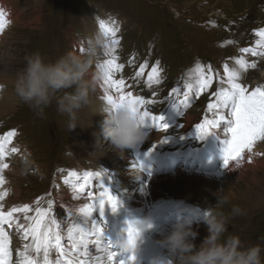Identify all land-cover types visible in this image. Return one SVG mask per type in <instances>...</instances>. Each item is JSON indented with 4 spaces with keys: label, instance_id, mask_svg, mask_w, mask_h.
<instances>
[{
    "label": "rangeland",
    "instance_id": "obj_1",
    "mask_svg": "<svg viewBox=\"0 0 264 264\" xmlns=\"http://www.w3.org/2000/svg\"><path fill=\"white\" fill-rule=\"evenodd\" d=\"M9 1L14 4L12 7L16 10L14 16L17 17L18 23L14 24L12 21L8 26L7 35L12 36V39L6 44L8 50L5 57L10 55L8 62L12 64L15 75L24 67L25 57L34 52L38 51L46 59L55 60L68 51H75L76 43L80 45L76 52H81L80 49H84L87 40L85 27L88 25L81 19L88 18L91 24L99 25L96 22L100 16L96 11L99 12L100 8L124 19L122 27H117L116 39L119 43L115 46L114 52L116 63L122 64L123 68L114 72L113 78L128 79L121 87L122 91L129 90L136 96L153 101L154 103L148 104L147 108L153 111L154 115L162 114L165 118L170 113L171 109L168 107H171L172 102L175 104L177 100L183 98L186 85L194 88L191 90L193 93L197 92V65H200L205 73L211 67L212 82L198 95L199 100L195 103V109L191 111L183 109L181 114L174 117L177 126L172 127L168 123L170 127L167 132L161 128L154 131L152 137L157 141L162 153L181 148L185 150L190 144H203L205 135L198 136L195 125L201 123L206 116L209 119L213 118V112L207 109V105L215 99L212 96L213 92L227 86L223 83L226 80L225 65L229 69H238L236 60L240 57L251 64L249 59L255 56L251 52L250 55L248 52L245 53V56L244 52L240 51L245 47V43L249 48L264 51L256 44L260 39L257 31L264 29V0ZM81 40L83 41L79 43ZM110 40L111 38L109 42ZM110 58L111 56H106L104 52L97 57L103 74V61ZM263 59L264 56L261 58L257 56L258 66L261 68L262 66L264 68V65L260 64L264 62ZM141 64L146 66L137 76L136 72L140 71ZM153 66L159 70L160 82L148 84V73ZM259 74L256 68L254 70L248 68L241 71L238 82L249 89L264 86V78ZM173 88H178L179 92L170 95ZM189 95L192 107V101L195 102V99L191 93ZM11 100L14 101L13 98ZM18 100L19 104H14V107L0 119L2 135L12 130L15 132L10 139L15 140L14 145L10 146V142L6 144L3 162L7 167L15 165L21 170L22 175L18 177L21 190L19 196H22L23 203L29 201L33 204V210L29 211L28 215L34 216L37 207L48 208L49 200L53 201L52 215L55 216L59 209L64 213L67 206L61 205L53 197L59 188L57 182L61 183L64 179L74 181L77 176L70 174V168L78 162L88 167L94 165L86 156L74 155L73 131L68 130V117L57 110L55 100L44 110L43 115H39ZM81 111L82 109L76 114L77 123ZM159 111L164 112L160 114ZM186 113L193 117L189 122L183 119L187 116ZM185 123L191 124L190 127ZM150 139L151 136H148L147 140ZM148 141L146 146L149 144ZM21 143L27 144L30 153L24 155L20 148L12 151L15 147L21 146ZM256 144L264 147V141H256L252 151V158L259 159L255 162L258 167L255 172L245 171L248 177L233 179L234 195L228 197L223 210L228 212L233 206L242 208L244 214L230 220L229 232L240 235L245 243L256 242L264 246V155L256 153ZM133 151L131 150V153ZM211 158L218 159L216 165L221 164L224 161L223 151L220 149L218 154ZM217 170L225 172L226 169ZM4 171L2 169L0 174L5 178L10 170ZM248 187L253 189L249 190ZM2 191L6 194L0 203L6 204L9 192L6 189ZM183 199L195 204L198 202L204 208L208 203L215 204L217 197L213 194L206 196L183 194L178 200L184 202ZM141 211L140 206L134 215H140ZM16 214L18 217L21 216L20 213ZM20 219L27 223L24 216ZM11 237L14 238L15 235ZM119 257L118 262L121 260V256ZM108 263L109 261L106 264Z\"/></svg>",
    "mask_w": 264,
    "mask_h": 264
},
{
    "label": "bare ground",
    "instance_id": "obj_2",
    "mask_svg": "<svg viewBox=\"0 0 264 264\" xmlns=\"http://www.w3.org/2000/svg\"><path fill=\"white\" fill-rule=\"evenodd\" d=\"M13 5L14 4H12L9 0H0V11H3L5 17V26L3 30H0V84L5 85L4 89L0 91V119L14 107V104H19V98L14 91V81L16 75L13 73V66H11L12 64L8 62L10 55L5 57V54L8 50L6 48V44L12 39V36L7 35V32L9 30L8 26L12 24V21L14 22V24L18 23L17 17L14 16L16 10L12 7ZM104 11L105 10H102L101 8L99 9V12L96 11L100 16V19H104L106 21L114 20L116 22V27L118 28L123 24L124 19L118 18L119 16H114L112 12ZM81 20L85 23H88V25H86L85 27V38L91 37L98 31H100L99 25L91 24L90 19L89 22L88 18ZM98 21L96 23H98ZM82 41L83 40L79 41V43ZM79 46L80 45L76 43L74 52H76V49H79ZM257 56L259 58L262 57L259 55ZM257 56H255L251 60L249 59V61L251 63H256L255 68L260 73L259 75L261 76V78H264V68L263 66L262 68L261 66H258ZM260 64L264 65V62ZM255 68H253V70ZM103 80L104 74L102 73L101 77L94 82V86L91 92L90 104L84 107L81 111V116L78 120L79 125L72 129L73 135L75 137L73 148V150H75L74 155L77 157L82 155L86 156L87 159L89 158V162H92V165L94 166L88 167L79 162L77 165H73L70 168V174H82L87 178H83L81 180L74 179V181L67 180L64 186L60 185L58 181L57 184H59V188L56 191V195H53L55 201L59 202L61 205L67 206V210L61 216V220L57 219L60 223V232L65 231L67 234V229L70 226L80 223H85L88 229L91 228L92 222H95L96 224L101 226V228L103 229L102 237L97 238L96 236H91L88 238L89 244L87 248V259L89 261V264H99L101 260L95 258L108 257V252H114L116 254L114 257L115 264H119V256H121V260L124 261V264L136 263V260L129 259V254L126 252H120L117 248L115 250H110L103 246L99 247L95 243L98 241L104 242L105 240L114 239L115 235L118 236V233L124 230V228L126 227V221L133 218L151 217L154 222V226L143 233V239L140 243V252L136 258L143 260L145 263L149 255L161 250L156 244V239L158 238L159 231L170 227L178 217H191L193 221L192 226L198 231V236L195 240V243L198 245L203 237L207 235L206 226L201 221H199L198 217L196 218V212L194 211H191L190 215H187L185 213L183 215H179L178 211H185L187 209V206L183 201L178 199H180L183 194H188L190 196L195 194L202 196L211 194L215 195V193L221 189L224 190L227 197H229L230 195H234L233 191L235 186L233 183V179H239L242 176L248 177L245 174V171L255 172L256 168L258 167V164L255 162L259 159L256 160V158H252V151L254 150L255 146L253 145L251 152H249L248 150L244 151L243 159L238 166L235 161H229L228 167H225L223 165V169H226L225 172L228 174H226L223 170H217L216 174H212L208 170H193L195 168L202 167L203 165L207 166L206 162L204 161V157L214 156L218 154V151L220 149L223 151V154L225 156V152L227 149V139L230 138L229 134H226V130L230 126V123L226 119L220 120L214 127H210V129L212 130V139L207 140V142L203 146L204 149L202 151L197 153L190 151V147L185 149L184 156L190 163L187 167L189 168V170H184L181 168V166H179L178 168H175L171 171L152 175L147 180H145V176L147 174L143 172L142 169H146L148 172H150L154 170L152 166L154 164L157 171L163 172L165 169L170 168L172 165H175L178 160L182 162V160L180 159V155L178 154V152H175V154L170 158L169 161H162L163 155L161 154L162 152L160 151V148L157 147L154 142H151V140H153L152 136L154 131L160 129V127L156 126V123L149 118L145 119L144 124V130L148 133V136H151V139L149 141L147 140V136V138L137 148L125 149L122 154L108 148L107 145L105 146L104 151H101L99 148L94 151L93 145L96 140L94 133H99L100 124L103 120V114L99 110L107 105V102L104 99L105 93L107 92L113 96H118L121 94L105 85ZM123 81L125 84L126 82H128V79ZM252 89L253 88L249 90ZM122 92L127 93L131 91L125 90ZM11 98H13L14 101H12ZM183 100L184 97L179 101L177 100L175 103L176 107L165 118L159 121V123H170L172 127H175L177 126L176 123H174V117L176 115L178 116V114H181L183 109L186 110L190 108L189 111L195 109V107H190V95L187 102L181 103V101ZM186 114L187 116H184L183 119L189 122L193 117L189 113ZM224 115H228L227 110H225ZM187 125H189V123ZM190 125L187 127H190ZM0 136H3L2 133H0ZM14 141L13 139L10 141V146L14 145ZM147 141L149 144L146 146L145 144L147 143ZM26 145V143H21V146L15 148H20L19 150L24 152L25 155L30 153V150ZM151 145L154 146V154L152 156H148L147 150ZM223 146H225L226 149ZM129 150L134 151L129 154ZM163 153L164 156H166L169 152ZM249 157H251L250 162ZM3 161L4 160H0V164H5ZM210 162L213 163L214 168V165L217 164L218 159H213ZM242 162L243 164L241 165ZM133 165H135V167H133ZM141 165L143 167H141ZM2 169H4L5 171L10 170V172L7 173L8 176L5 178L3 177V183L0 184V191H2V189H6L9 192L6 196V204L0 203L3 205V210L8 211V209L12 207H18L20 202H24L22 201V196H19V194H21V190L20 186L18 185V177H21L20 175L22 174L20 173L21 170H19L15 165H12L11 167L9 166L6 169ZM2 169H0V171H2ZM101 170H106V175L104 177H101V179L110 189L112 194L117 197L118 204L116 210L113 211L111 206L105 203L103 209L97 206L96 208H94L89 217L83 218L79 215L78 209L82 204L87 203V201L84 200V196L87 195L88 191H96L95 185L98 183V178H96L95 176L89 177L85 174L95 173ZM91 179L94 181H92ZM82 186L85 189L84 191L79 190ZM248 189L250 190L253 188L248 187ZM75 191L77 192L76 194L74 193ZM150 196L152 200H150ZM184 201L189 202L186 200ZM140 206L142 208L141 214L138 216L134 215V212L139 210ZM127 207H129L128 209L130 210H128ZM108 216L109 218H120V220L122 221L121 224H119V226L121 227V231H117L113 228L112 225H108ZM65 221H68L72 225H70L68 228H64ZM19 222L23 223L20 218ZM5 230L8 232L10 237L11 235H15L14 238L11 237L10 243V247L12 250V259L13 262H15L17 259V249L23 250L24 243H27L29 241H25L22 239V231H18L15 224L11 228L5 225ZM104 232H106V234ZM63 237L64 239L62 243H66L68 241V239L66 238L67 236ZM92 239L94 240L93 244L91 243ZM65 243L64 247L68 249L69 247H67ZM69 252L72 256L77 255L76 253H72L71 250H69ZM50 255L54 260L57 254L55 253V251H52ZM84 258V256L80 257V259ZM108 261L109 260L107 258V262ZM108 264H113V262L109 261Z\"/></svg>",
    "mask_w": 264,
    "mask_h": 264
},
{
    "label": "clouds",
    "instance_id": "obj_3",
    "mask_svg": "<svg viewBox=\"0 0 264 264\" xmlns=\"http://www.w3.org/2000/svg\"><path fill=\"white\" fill-rule=\"evenodd\" d=\"M108 43L109 38L98 31L87 38L82 52L68 51L55 60L46 59L38 51L26 56L24 67L15 77L16 95L39 115L55 100L57 110L68 117V130L74 129L79 125L76 114L90 104L94 82L102 75L97 57L107 50ZM4 87L0 84V91ZM99 111L103 120L99 133H94V151H104L107 145L122 154L147 138L145 119L133 102L117 98ZM215 195V204L208 203L196 212L207 229L200 243H195L198 231L193 228L191 217H178L170 227L159 231L156 244L161 250L149 255L146 264H264L261 243H245L240 235L228 230L230 220L243 215L244 210L233 206L224 211L227 195L223 189ZM153 226L151 217L130 219L113 243L135 260L143 233Z\"/></svg>",
    "mask_w": 264,
    "mask_h": 264
},
{
    "label": "snow or ice",
    "instance_id": "obj_4",
    "mask_svg": "<svg viewBox=\"0 0 264 264\" xmlns=\"http://www.w3.org/2000/svg\"><path fill=\"white\" fill-rule=\"evenodd\" d=\"M99 29L104 33L107 38H111L107 45V50L104 52L106 56H111L110 59L103 61L104 69V84L114 89L117 93H121L118 96H113L109 93H105L104 99L107 104L112 103L117 98L120 100H129L133 102L139 110L142 112L144 119L149 118L156 123V126L160 127L163 131L167 132L169 125L161 124L159 121L163 119L162 116L154 115L147 108L148 104L154 103L153 101L145 100L143 96H135L132 92L123 93L121 86L124 84L122 79L116 80L113 78V73L123 68L122 64L116 63V57L114 56L115 46L119 43L116 39L118 28L114 20L106 21L100 19L98 21ZM5 26V17L3 11H0V30H3ZM257 35L260 37L256 41L259 48L264 49V29H259ZM81 51L84 49L81 48ZM241 52H251L254 56H264V51H257L253 48H242ZM238 69H229L225 65L226 80L223 81L227 86L220 87L216 92L212 93L215 98L207 105V109L213 112V118L209 119L207 116L201 123L195 125L198 136H203L209 132L210 127H214L220 120H228L230 126L226 130V134L230 135L227 139V149L224 156V166H229V161H235L237 166L243 159V153L245 150L251 152L253 145L256 141H264V86L256 87L249 90L243 84L239 83L240 73L248 68H255L256 63L249 64L243 57L236 60ZM145 64L140 65V71L136 72L139 76ZM196 72L198 74L197 92L204 91L209 87L212 82V69L208 68L207 73L204 72L200 65H197ZM159 70L156 66H153L148 73V84L159 83ZM191 91V85L185 86L184 100L181 103H185L189 99V92ZM178 88H173L171 93H178ZM155 95V93H153ZM173 108L175 104L171 105ZM227 110L228 115L225 116L224 112ZM230 117V118H229ZM15 134L14 130L5 133L0 136V160H3L6 153V144L10 142L11 137ZM162 142V141H159ZM13 152L17 149H12ZM151 151V150H150ZM251 157H249V162ZM6 164H0V169L6 168ZM135 167V165H133ZM141 167H143L141 165ZM86 176H95L98 178V183L95 185L96 191H88V201L82 204L79 209V215L83 218H87L91 215L94 208L99 206L103 209L105 203L109 204L113 211L116 210L118 201L117 197L112 194L110 189L105 185L101 177L106 175V170L97 171L95 173H86ZM3 183V177L0 176V184ZM84 191L83 186L79 189ZM6 192L0 191V200L3 199ZM53 201H48V208L42 209L37 207L34 216L28 215L30 208L28 204H24L20 207H12L8 211L3 210V205L0 204V264H89L87 259V248L89 244V237L96 236L102 237L103 229L95 222L91 223V228L88 229L85 223L74 224L67 229V239L70 243L71 252L77 255L72 256L69 249L65 248L62 241L64 237L60 232V223L52 215ZM15 213H24V220L27 223H20L19 217L15 216ZM15 224L18 231H22V239L29 241L24 243L23 250L17 249V259L13 262L12 250L10 247L11 237L5 230V225L11 228ZM30 238V240H29ZM110 246V244H109ZM84 249L83 252L80 249ZM52 251L57 254L55 259L51 258ZM42 254V256H41ZM114 252H108V260L115 264ZM84 256V259H80ZM134 259L132 257L129 258ZM119 264H124V261H119Z\"/></svg>",
    "mask_w": 264,
    "mask_h": 264
},
{
    "label": "crops",
    "instance_id": "obj_5",
    "mask_svg": "<svg viewBox=\"0 0 264 264\" xmlns=\"http://www.w3.org/2000/svg\"><path fill=\"white\" fill-rule=\"evenodd\" d=\"M256 148H257L256 153L259 152V153H261L262 156H263V155H264V147H263L262 145H258V144H256ZM244 161H245V160H244Z\"/></svg>",
    "mask_w": 264,
    "mask_h": 264
}]
</instances>
